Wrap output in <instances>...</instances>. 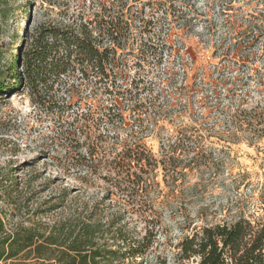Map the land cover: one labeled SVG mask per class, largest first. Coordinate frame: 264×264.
Returning a JSON list of instances; mask_svg holds the SVG:
<instances>
[{"label": "rangeland", "instance_id": "rangeland-1", "mask_svg": "<svg viewBox=\"0 0 264 264\" xmlns=\"http://www.w3.org/2000/svg\"><path fill=\"white\" fill-rule=\"evenodd\" d=\"M98 1L17 0L0 50L12 58L15 48H29V39L19 42L25 26L35 32L81 16L93 30L114 22L117 1L102 7ZM125 1L129 45L118 48L100 37L92 46L99 52L107 46L124 60L128 82L139 75L143 107L125 111L124 125L85 129L74 121L77 108L42 110L26 89L0 98V216L7 228L45 234L99 222V244L110 245L103 224L123 211L128 238L146 236L150 243L137 264H181L175 255L184 236L239 218L264 222V0ZM75 69L60 79L74 88L71 103L80 99L75 90L86 98L103 81L94 62ZM105 100L98 103L109 106ZM89 102L81 100L78 112H87ZM131 129L156 162L148 194L120 191L96 162L91 171L80 167L88 148L109 147L116 131L113 151L120 150Z\"/></svg>", "mask_w": 264, "mask_h": 264}, {"label": "trees", "instance_id": "trees-1", "mask_svg": "<svg viewBox=\"0 0 264 264\" xmlns=\"http://www.w3.org/2000/svg\"><path fill=\"white\" fill-rule=\"evenodd\" d=\"M16 1L0 0V37L7 29L9 16L20 7ZM107 1L99 0L98 3L102 7ZM116 1L120 5L116 20L98 22L96 30L92 29V22H82V16L68 24L42 25L35 32H30L29 27L25 26L19 42L29 39V48H15L12 58L5 56L7 50H0V63L2 61L3 64L0 65V98L16 95L26 89L33 105L52 112L81 108L79 102L86 100L90 101L85 103L88 105L87 112L76 109L72 113L75 122L83 123L80 128H96L101 122L112 126L124 125L125 111L135 113L143 107L144 99L139 98L142 80L137 75L136 79L128 82V74L121 69V63L125 61L109 52L107 46L101 52L92 46L100 37L118 48L129 45L127 36L132 28L129 22L132 15L129 18L126 16L128 9L125 0ZM125 17L126 21L123 20ZM95 31L98 35L93 37ZM86 61L99 65L102 87L90 90L86 98L78 96L80 93L75 90V98L80 99L71 103L74 88L60 79L74 75L75 65H82ZM138 61L133 66H138ZM80 75L84 76L81 72ZM118 79L123 82L117 83ZM104 97L106 100L102 99ZM102 100L109 102V106L100 105L98 102ZM93 107L101 113H92ZM94 114L98 115L97 119ZM89 121L93 125L89 126ZM132 133L131 129L122 148L113 151L119 139L114 131L111 136L113 143L109 147L96 145L88 148L80 167L91 171L93 162H96V167L100 166L114 176V185L120 191L130 195L148 194L151 186L149 177L156 162H152L141 140ZM97 137L102 139L105 135ZM173 146L169 145L168 149L172 150ZM168 159L173 157L169 156ZM124 213L115 212L110 222L103 224L107 226L105 231L112 235L110 245L99 244L103 228L99 222L82 221L66 232L61 229L45 234L35 227L7 228L0 216V264H26L28 261H31L29 264H137L135 259L144 255L150 243L146 236L141 239L128 238V232L124 229ZM176 248L175 258L181 264H264V222L239 218L229 224L205 226L184 236Z\"/></svg>", "mask_w": 264, "mask_h": 264}]
</instances>
